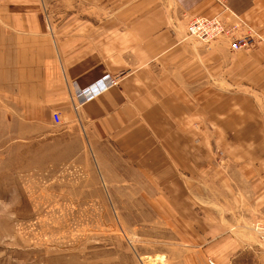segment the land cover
Returning <instances> with one entry per match:
<instances>
[{"label": "crops", "instance_id": "0c3cea01", "mask_svg": "<svg viewBox=\"0 0 264 264\" xmlns=\"http://www.w3.org/2000/svg\"><path fill=\"white\" fill-rule=\"evenodd\" d=\"M231 13L259 47L187 35L192 19ZM0 105L24 140L57 147L66 130L101 168L124 162L160 195L190 249L221 250L218 264L250 240L241 229L218 234L226 220L207 204L219 195L208 184L245 193L246 227L264 218V0H2Z\"/></svg>", "mask_w": 264, "mask_h": 264}, {"label": "rangeland", "instance_id": "374dc122", "mask_svg": "<svg viewBox=\"0 0 264 264\" xmlns=\"http://www.w3.org/2000/svg\"><path fill=\"white\" fill-rule=\"evenodd\" d=\"M261 41L260 36L245 50ZM74 136L63 130L54 137L57 147L51 137L32 134L24 140L17 119L3 114L0 105V264H218L221 250H192L189 237L180 233L184 228L175 232L177 224L147 181L136 173L142 182L135 185L130 181L135 176L114 158L101 168L105 162L83 141L71 146ZM78 152L87 159L75 160ZM206 191L219 194L207 203L216 211L217 203L225 217L218 234L227 229L237 235L241 229L250 240L245 248L227 249L222 264H264L256 229L264 218L248 222L250 227L239 221L248 208L245 193L231 183L208 184Z\"/></svg>", "mask_w": 264, "mask_h": 264}, {"label": "built area", "instance_id": "2783aa9c", "mask_svg": "<svg viewBox=\"0 0 264 264\" xmlns=\"http://www.w3.org/2000/svg\"><path fill=\"white\" fill-rule=\"evenodd\" d=\"M231 14L227 18L221 15L212 18H194L189 21L187 35L189 38L201 44L210 45L219 43L220 41H228L231 45V49L234 51L245 50L253 41L260 40V36L255 29L248 25L246 26L243 20L234 13L232 16ZM110 81L112 86L118 84L117 79H112ZM53 118L57 125L62 124L63 120L61 115L54 114ZM256 229L264 243V224H257Z\"/></svg>", "mask_w": 264, "mask_h": 264}, {"label": "bare ground", "instance_id": "6f19581e", "mask_svg": "<svg viewBox=\"0 0 264 264\" xmlns=\"http://www.w3.org/2000/svg\"><path fill=\"white\" fill-rule=\"evenodd\" d=\"M2 1V0H1Z\"/></svg>", "mask_w": 264, "mask_h": 264}]
</instances>
